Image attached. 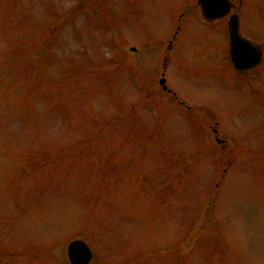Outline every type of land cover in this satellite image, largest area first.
I'll return each mask as SVG.
<instances>
[{"label": "rangeland", "instance_id": "374dc122", "mask_svg": "<svg viewBox=\"0 0 264 264\" xmlns=\"http://www.w3.org/2000/svg\"><path fill=\"white\" fill-rule=\"evenodd\" d=\"M174 3L0 0V264H264V71Z\"/></svg>", "mask_w": 264, "mask_h": 264}, {"label": "flooded vegetation", "instance_id": "af4514ba", "mask_svg": "<svg viewBox=\"0 0 264 264\" xmlns=\"http://www.w3.org/2000/svg\"><path fill=\"white\" fill-rule=\"evenodd\" d=\"M152 1L162 5L165 0ZM174 2L176 9L173 10L175 12L173 17L177 19V23L186 20L195 29L204 30L203 36L207 42L215 43V46L220 42L222 53L225 54L228 66L232 70L229 34L230 29L235 28L243 40L238 42L241 46H237V52L243 54L246 62L252 64L250 69L235 73L243 76L242 81L246 79L250 85L252 81H258L257 72L264 71V0H174ZM255 13L258 15L256 20ZM174 28L172 38H176L180 31L179 26L174 25ZM170 45L171 40L167 42V48H170ZM160 87L168 95L172 94L174 101L177 102L175 92L172 93L167 87L166 89ZM177 105L185 109V113H190L191 106L184 101H178Z\"/></svg>", "mask_w": 264, "mask_h": 264}, {"label": "water", "instance_id": "95a60500", "mask_svg": "<svg viewBox=\"0 0 264 264\" xmlns=\"http://www.w3.org/2000/svg\"><path fill=\"white\" fill-rule=\"evenodd\" d=\"M240 40L236 29H232L230 32V58L232 60L234 69L238 71L243 70L245 67H249V65H252L246 63L245 56L237 52L236 47L241 46V43H239L238 45V42ZM160 84L165 88L164 78L160 80ZM67 256L70 264H88L91 261L92 253L85 242H83L82 240H73L67 246Z\"/></svg>", "mask_w": 264, "mask_h": 264}]
</instances>
